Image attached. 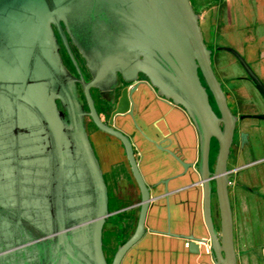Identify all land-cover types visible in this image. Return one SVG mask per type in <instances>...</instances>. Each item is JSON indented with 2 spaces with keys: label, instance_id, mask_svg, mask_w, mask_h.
Returning a JSON list of instances; mask_svg holds the SVG:
<instances>
[{
  "label": "water",
  "instance_id": "95a60500",
  "mask_svg": "<svg viewBox=\"0 0 264 264\" xmlns=\"http://www.w3.org/2000/svg\"><path fill=\"white\" fill-rule=\"evenodd\" d=\"M219 50L235 57L264 101V81L245 56ZM213 54L193 0H0V264H122L148 232L182 238L193 254L207 246L210 264H238L229 159L238 134L243 148L250 143L241 121H264V112L233 111ZM144 86L190 119L199 140L195 163L139 126ZM121 118L184 169L160 182L166 231L148 228L154 185L132 135L117 125ZM89 119L121 143L140 196L134 231L110 261L104 236L113 213ZM191 170L196 179L187 187L200 186L205 237L195 225L190 234L171 229L169 183Z\"/></svg>",
  "mask_w": 264,
  "mask_h": 264
},
{
  "label": "crops",
  "instance_id": "0c3cea01",
  "mask_svg": "<svg viewBox=\"0 0 264 264\" xmlns=\"http://www.w3.org/2000/svg\"><path fill=\"white\" fill-rule=\"evenodd\" d=\"M193 3L201 15L206 42L214 51L213 62L224 64L232 74L231 79L234 74L238 79L236 83H230V78H225L223 82L218 76L225 91L227 88L224 83L227 81L228 86L234 88L233 92L240 95L239 90L244 89L251 94L245 100L254 99L257 105L262 106L251 104L255 105L252 109L248 103L240 101L235 108L228 94L233 111L238 115L263 113L264 101L245 78L238 61L230 53L219 49L231 47L239 51L264 81V0H193ZM143 89V97L136 98L135 107L138 124L143 132L157 143L169 145L184 161L195 163L199 140L188 116L181 109L160 100L149 87L144 86ZM103 117L108 119L110 115L104 113ZM117 125L132 135L141 171L149 184L154 185V205L149 214L148 228L166 231L167 195L164 194L165 186L160 182L182 173L184 169L170 155L159 151L149 142L130 119L121 118ZM89 131L108 187L114 198L118 199V204L122 205V201L127 200L123 193L132 188L139 199L121 143L94 126ZM240 132L249 134L250 143L243 148L238 134L229 159L233 177L230 197L235 248L238 264H264V121L245 119L240 123ZM193 179L196 176L191 170L186 176L169 183V189L173 191L169 196L171 229L174 233L190 234L195 225L198 231L196 235L205 237L200 186L187 187L193 183ZM135 221L134 216L130 220L132 229ZM117 235L119 244L127 237L124 231ZM122 264H210V253L207 246H202L200 254L190 253L184 239L148 232L126 255Z\"/></svg>",
  "mask_w": 264,
  "mask_h": 264
},
{
  "label": "rangeland",
  "instance_id": "374dc122",
  "mask_svg": "<svg viewBox=\"0 0 264 264\" xmlns=\"http://www.w3.org/2000/svg\"><path fill=\"white\" fill-rule=\"evenodd\" d=\"M214 67L216 69V72H217L218 76L223 80V82H224L225 78L226 79L230 78L229 79L230 83L231 82L232 83H236V81L238 80L237 77H235V74L232 76L234 78L231 79V75L232 74H230L229 71L226 70V67L224 66V64L222 65L220 62H218V63L214 62ZM224 84H225V86L227 88L226 92H227V94H229V96H230L229 98H231L230 100H231V102H232V104H233V106L235 108H237V103L240 102V101H242L244 104H245V102L248 103V106L251 107L252 109L255 108V105H251V104H256V106L262 107L259 104L257 105V102L254 99H251L250 101H249V99L245 100L247 98H250V96H251V94L247 93L246 90L240 89L238 93H241V94L238 95L237 93L233 92L234 88H231V87L228 86L227 81H225ZM215 151H216V149H215ZM123 194H124V198L126 197V199H128V200H131V201L133 200L134 201V200L138 199L137 196H136V191L134 190V188H132L130 191L124 192ZM137 212H138V209H135L134 210V216L135 217L137 215ZM120 220L121 219H119L118 216H115L114 218L112 217V219L109 220V222L107 224V227H106V230H105V240H106L105 241L106 242V244H105L106 247L105 248H106L107 255H108V257L110 259H112L113 254L116 251L117 246L119 245V239H118L117 232L118 231L119 232L123 231L122 224H121ZM113 225L117 226V230H118L117 232H114L112 230Z\"/></svg>",
  "mask_w": 264,
  "mask_h": 264
},
{
  "label": "flooded vegetation",
  "instance_id": "af4514ba",
  "mask_svg": "<svg viewBox=\"0 0 264 264\" xmlns=\"http://www.w3.org/2000/svg\"><path fill=\"white\" fill-rule=\"evenodd\" d=\"M72 50H73V52H74V54L76 55V58L78 59V61H79V63H80V65H81V67H82V70H83V72H84V74H85V76L87 77V74H86V70H85V67H84V63H83V60L81 59V57L79 56V54L77 53V51H76V49H75V47L74 46H72ZM62 53H63V56H64V59H65V62L68 64V66L71 68V69H73V66H72V63H71V61H70V59H69V56H68V54H67V52H66V50L64 49V48H62ZM95 98H96V101H97V107H98V109H99V112H101V114H104V113H108L109 115H110V113L108 112V106H107V104L98 96V94L95 92ZM100 102V103H99ZM88 124H89V128L91 127V126H94L93 125V123H92V121L89 119L88 120ZM95 127V126H94ZM215 149H216V144L215 145H213V154H214V151H215ZM109 195H110V210H111V212L113 213L112 214V216L113 215H115V216H118L119 217V219H121V224H122V229H123V231H124V233H126V235H127V237H126V239H124V241L125 240H127L131 235H132V233H133V231H134V228H135V226H134V228L132 229V227H131V225H130V220L133 218L134 219V216H133V214H134V210L135 209H138V207H137V205L139 204V202H140V196H138L139 197V199H137V200H125V201H122V205H119L118 204V199H115L114 198V196H113V194L111 193V191H110V189H109ZM138 195H139V193H138ZM117 204V205H116ZM111 216V217H112ZM110 217V218H111ZM110 220V219H109ZM135 223H136V221H135ZM134 225V224H133ZM113 231L114 232H117L118 230H117V226L115 225L114 226V229H113ZM119 232V231H118ZM117 232V233H118ZM106 240H105V236H104V242H105ZM123 240L120 242V244L121 243H123L124 242ZM105 244H106V242H105ZM119 244V245H120ZM118 245V246H119ZM117 246V247H118ZM105 247H106V245H105ZM117 249V248H116ZM105 250H106V248H105ZM107 253V252H106ZM115 253V252H114ZM114 255V254H113ZM107 257H108V255H107ZM108 259H109V261L111 260L109 257H108Z\"/></svg>",
  "mask_w": 264,
  "mask_h": 264
}]
</instances>
